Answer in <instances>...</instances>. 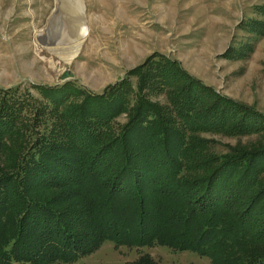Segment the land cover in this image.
<instances>
[{
    "label": "trees",
    "instance_id": "trees-1",
    "mask_svg": "<svg viewBox=\"0 0 264 264\" xmlns=\"http://www.w3.org/2000/svg\"><path fill=\"white\" fill-rule=\"evenodd\" d=\"M172 67L161 57L100 94L70 81L35 85L40 99L0 88V264H73L104 243L264 264V147L217 154L193 135L264 116L219 99L198 109L191 82L169 106L148 100Z\"/></svg>",
    "mask_w": 264,
    "mask_h": 264
},
{
    "label": "rangeland",
    "instance_id": "rangeland-1",
    "mask_svg": "<svg viewBox=\"0 0 264 264\" xmlns=\"http://www.w3.org/2000/svg\"><path fill=\"white\" fill-rule=\"evenodd\" d=\"M81 3L84 37L69 45L47 46L43 40L62 33L60 25L51 28L55 0H0V88H18L28 98L40 99L35 85L70 81L100 94L136 67L150 68L153 61L165 57L173 63L171 83L145 88L148 100L169 106L167 93L171 91L172 100L176 91L191 82L198 109L219 99L264 116V0ZM129 79L136 89L137 75ZM23 114L29 117L27 111ZM125 121L119 118V123ZM256 125L227 135L205 124V131L193 135L210 141L217 154L237 148L253 150L264 147V127ZM142 255L155 264H211L191 252L112 243H104L73 264H132Z\"/></svg>",
    "mask_w": 264,
    "mask_h": 264
},
{
    "label": "bare ground",
    "instance_id": "bare-ground-1",
    "mask_svg": "<svg viewBox=\"0 0 264 264\" xmlns=\"http://www.w3.org/2000/svg\"><path fill=\"white\" fill-rule=\"evenodd\" d=\"M69 14L71 16V30H66L63 32L62 36H50L47 40H43V45L52 46L55 45H69L81 38V35H84V25L82 26V8L81 2L79 0H70L69 3ZM45 39V38H44Z\"/></svg>",
    "mask_w": 264,
    "mask_h": 264
},
{
    "label": "water",
    "instance_id": "water-1",
    "mask_svg": "<svg viewBox=\"0 0 264 264\" xmlns=\"http://www.w3.org/2000/svg\"><path fill=\"white\" fill-rule=\"evenodd\" d=\"M55 1H56V9L51 19V28H53L54 30L56 26L60 25L59 30L62 32L61 34H58V36L60 37L62 36L63 31L65 32L66 30L72 29V25H71L72 19L69 14L70 0H55ZM63 27H66V29H63Z\"/></svg>",
    "mask_w": 264,
    "mask_h": 264
},
{
    "label": "crops",
    "instance_id": "crops-1",
    "mask_svg": "<svg viewBox=\"0 0 264 264\" xmlns=\"http://www.w3.org/2000/svg\"><path fill=\"white\" fill-rule=\"evenodd\" d=\"M81 2V0H79ZM82 4V3H81ZM82 24V23H81ZM84 37V35L81 36L79 40H81ZM74 47V46H73ZM72 49V48H71ZM66 50V49H65ZM69 50V49H68ZM66 52V51H65Z\"/></svg>",
    "mask_w": 264,
    "mask_h": 264
}]
</instances>
